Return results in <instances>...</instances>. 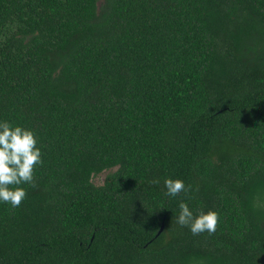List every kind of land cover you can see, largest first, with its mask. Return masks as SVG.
<instances>
[{"label":"trees","instance_id":"1","mask_svg":"<svg viewBox=\"0 0 264 264\" xmlns=\"http://www.w3.org/2000/svg\"><path fill=\"white\" fill-rule=\"evenodd\" d=\"M4 121L44 163L0 264H264V0H0Z\"/></svg>","mask_w":264,"mask_h":264},{"label":"clouds","instance_id":"2","mask_svg":"<svg viewBox=\"0 0 264 264\" xmlns=\"http://www.w3.org/2000/svg\"><path fill=\"white\" fill-rule=\"evenodd\" d=\"M44 163L41 148L32 130L21 126L13 127L9 122H0V202L8 203L13 208L19 207L27 197L21 184L35 187V167ZM158 183V181H153ZM16 186V187H14ZM166 195L177 197L182 192L191 191L180 179H166ZM179 216L176 223L188 227L193 235L207 232L215 234L218 226V213L201 212L194 216L187 203L179 204Z\"/></svg>","mask_w":264,"mask_h":264},{"label":"rangeland","instance_id":"3","mask_svg":"<svg viewBox=\"0 0 264 264\" xmlns=\"http://www.w3.org/2000/svg\"><path fill=\"white\" fill-rule=\"evenodd\" d=\"M112 170H114V168L108 169V170H104L101 173H99L97 175H94L92 177L93 183L96 184V185H101L104 182V180L106 178V175Z\"/></svg>","mask_w":264,"mask_h":264},{"label":"water","instance_id":"4","mask_svg":"<svg viewBox=\"0 0 264 264\" xmlns=\"http://www.w3.org/2000/svg\"><path fill=\"white\" fill-rule=\"evenodd\" d=\"M163 227H164V224H163V222H162V224H161L159 230H158L157 233H156L157 235L163 230Z\"/></svg>","mask_w":264,"mask_h":264}]
</instances>
